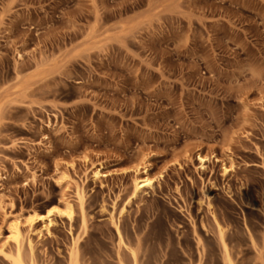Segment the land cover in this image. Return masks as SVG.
Returning a JSON list of instances; mask_svg holds the SVG:
<instances>
[{"label": "rangeland", "instance_id": "374dc122", "mask_svg": "<svg viewBox=\"0 0 264 264\" xmlns=\"http://www.w3.org/2000/svg\"><path fill=\"white\" fill-rule=\"evenodd\" d=\"M2 247L264 264V0H0Z\"/></svg>", "mask_w": 264, "mask_h": 264}, {"label": "bare ground", "instance_id": "6f19581e", "mask_svg": "<svg viewBox=\"0 0 264 264\" xmlns=\"http://www.w3.org/2000/svg\"><path fill=\"white\" fill-rule=\"evenodd\" d=\"M60 178L62 179L63 182H67V175L64 171L60 170ZM152 183V178L149 176V175H146L145 177L143 178H140L139 180L136 181L135 183V190H138L139 188L143 187V186H146V185H151ZM63 203L65 205V207L68 209V211H66L67 209H65L66 212H61V214L65 213L66 215H68L69 217H71V214H72V206H71V203L68 201V200H63ZM60 210H62L60 208ZM55 213V210H54V207H51L49 208L46 213L44 214H37L35 215V217H33L29 222L30 224H32L34 221H43L45 224H44V228L49 229V225L53 222V219L51 218V216ZM33 215V216H34ZM32 216V215H31ZM21 219L19 217H16L12 222L11 224L9 225V228H10V233H11V237L12 240H13V243L15 244V246L17 247L18 251H20V247H21V244H22V232H21ZM10 235V234H9ZM221 238H222V231H221ZM29 245H31L29 243ZM223 245H224V249H225V252H227V246L225 244V242L223 241ZM4 248H0V251L4 252L3 251ZM227 255H228V252H227ZM227 262L228 264H232V260L227 256ZM15 262L17 264H23V262L21 261L20 258H18L17 260H15ZM227 264V263H226Z\"/></svg>", "mask_w": 264, "mask_h": 264}]
</instances>
